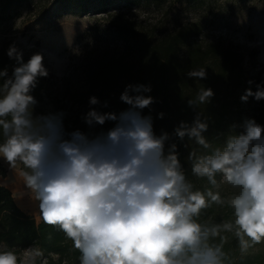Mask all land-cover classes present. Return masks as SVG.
Returning <instances> with one entry per match:
<instances>
[{
  "label": "clouds",
  "instance_id": "clouds-1",
  "mask_svg": "<svg viewBox=\"0 0 264 264\" xmlns=\"http://www.w3.org/2000/svg\"><path fill=\"white\" fill-rule=\"evenodd\" d=\"M6 55L15 65L11 76L7 67L0 70V158L39 202L40 219L78 250L79 264H235L226 250L233 240L241 257L264 244V126L246 120L244 132L229 135L221 146L204 135L209 124L201 111L191 125L181 121L171 135H156L152 116L142 115L154 103L144 95L151 86L128 84L119 97L126 110L92 107L82 117L90 128L106 121L114 127L94 136L66 132L64 112L34 115L38 101L31 92L49 75L44 54L35 52L25 62L13 43ZM187 76L203 80L206 69ZM213 96L201 87L187 103L196 109ZM250 97L264 100V83L245 89L240 99ZM89 104L101 102L92 96ZM173 135L204 150L191 147L187 157L192 174L206 181L202 188L186 178L177 144L165 151ZM214 206L230 209V217L202 218ZM0 264L49 262L40 247L21 257L4 245Z\"/></svg>",
  "mask_w": 264,
  "mask_h": 264
},
{
  "label": "trees",
  "instance_id": "trees-1",
  "mask_svg": "<svg viewBox=\"0 0 264 264\" xmlns=\"http://www.w3.org/2000/svg\"><path fill=\"white\" fill-rule=\"evenodd\" d=\"M94 1L103 0H0V20L10 16H18L22 5L36 14L48 10H62L71 5H89ZM129 4L144 3L150 7H159L170 0H124ZM180 1V0H176ZM194 1V0H188ZM196 24H186L175 27L172 32L160 36L147 30H139L129 26L117 29L121 45L119 49H104L100 55L83 67L84 88L81 92L68 97V101L77 104V110L67 109L64 103L53 102L57 96L51 93V84L47 77L38 79L37 86L31 95L38 101L34 115L49 112H64V127L66 132L80 130L90 136L106 132L114 127L113 121L90 128L82 119L94 107L100 112L119 113L129 106L120 100V95L128 84H144L151 86L150 95L154 103L150 108L142 110V115H151L153 129L156 135L167 132L170 135L181 121L192 124L201 111V119H207L208 131L204 135L213 143L223 145L229 135L242 133L244 122L254 119L264 126V111L253 112L245 117L235 97V92L243 88L249 81L244 69V54L232 42L217 37L210 41H196L199 35ZM195 40V41H193ZM10 44L6 40L0 42V70L7 67L9 76L12 74L15 62L6 55ZM25 62L27 59L24 57ZM205 68L207 76L203 80L191 79L187 76L190 70ZM2 83V81H0ZM255 85V83H253ZM201 87L211 88L214 96L207 105L192 108L188 105L189 98L194 99ZM134 94V93H133ZM96 96L101 104L90 106L89 98ZM64 100V97H63ZM107 101L108 107H103ZM163 112L160 119L158 114ZM171 143L177 144L179 159L186 178L195 187L202 188L206 181L197 179L191 172V162L187 159L191 147L199 149L187 137L183 141L175 137L166 142L165 151ZM186 145H188L186 147ZM0 175L4 171L0 168ZM222 195H228V189H222ZM231 210L214 206L204 217L214 216L216 222L221 218L228 219ZM7 245L8 250H14L21 255L30 247H40L44 257L52 264L53 256L58 254L60 263L79 261L80 253L72 248V242L54 226L37 223L33 216L23 212L16 204L12 192L0 184V247ZM230 250L235 264H264V253L241 257L233 240L226 245Z\"/></svg>",
  "mask_w": 264,
  "mask_h": 264
},
{
  "label": "rangeland",
  "instance_id": "rangeland-1",
  "mask_svg": "<svg viewBox=\"0 0 264 264\" xmlns=\"http://www.w3.org/2000/svg\"><path fill=\"white\" fill-rule=\"evenodd\" d=\"M19 13L0 20V42L15 43L27 60L33 53L42 52L51 93L57 96L53 102L64 103L71 111L75 112L78 106L67 99L83 90L85 64L106 48L119 49L118 27L125 25L164 36L175 27L186 24L199 27L196 41L221 37L246 54L244 69L249 81L255 85L247 82L235 92V97L245 117L264 111V100L258 102L250 97L247 102H242L240 99L245 89L251 87L255 91L257 84L264 83V0H170L159 7L144 3L132 5L124 0H103L41 14L22 5ZM0 168L5 174L4 177L0 175V183L6 184L4 178L9 167L2 158ZM10 191L13 195V189ZM13 198L19 208L27 207L26 213L33 212L37 223L41 221L38 201L30 196L26 200L19 196ZM257 253H264V244L250 249L245 256ZM52 264L63 263L52 258ZM67 264H79V261Z\"/></svg>",
  "mask_w": 264,
  "mask_h": 264
},
{
  "label": "bare ground",
  "instance_id": "bare-ground-1",
  "mask_svg": "<svg viewBox=\"0 0 264 264\" xmlns=\"http://www.w3.org/2000/svg\"><path fill=\"white\" fill-rule=\"evenodd\" d=\"M4 182L6 183L4 185H6L7 188L13 189V197L16 198V196H19L25 200L29 197L27 192H25V187L22 181L16 177L14 171L10 170L9 168L6 177L4 178Z\"/></svg>",
  "mask_w": 264,
  "mask_h": 264
},
{
  "label": "crops",
  "instance_id": "crops-1",
  "mask_svg": "<svg viewBox=\"0 0 264 264\" xmlns=\"http://www.w3.org/2000/svg\"><path fill=\"white\" fill-rule=\"evenodd\" d=\"M1 184V183H0ZM2 185H4L3 183H2ZM5 187H6V185H4ZM9 189V188H8ZM10 190V189H9ZM31 208V207H30ZM23 212H25L26 213V211H28V209H27V207H24V208H20ZM32 209H34V207L32 208ZM30 212V211H29ZM35 212V211H34ZM32 213L33 212H30V213H27V214H29V215H31L32 216Z\"/></svg>",
  "mask_w": 264,
  "mask_h": 264
}]
</instances>
